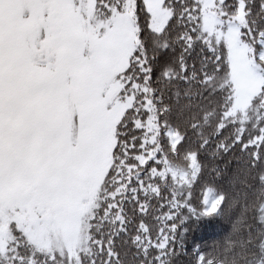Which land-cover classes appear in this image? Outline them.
Here are the masks:
<instances>
[{
    "label": "snow or ice",
    "instance_id": "obj_1",
    "mask_svg": "<svg viewBox=\"0 0 264 264\" xmlns=\"http://www.w3.org/2000/svg\"><path fill=\"white\" fill-rule=\"evenodd\" d=\"M249 15V0H0V264H117L119 238L139 244L160 65L178 46L188 73L214 42L247 59L246 32L264 61Z\"/></svg>",
    "mask_w": 264,
    "mask_h": 264
},
{
    "label": "trees",
    "instance_id": "obj_2",
    "mask_svg": "<svg viewBox=\"0 0 264 264\" xmlns=\"http://www.w3.org/2000/svg\"><path fill=\"white\" fill-rule=\"evenodd\" d=\"M262 2L249 0L248 20L260 29ZM242 39L253 48L250 33ZM214 47L213 54L196 44L186 56L188 73H180L178 46L160 65L149 145L154 171L141 196L147 227L139 244L134 230L117 240V264H264V80L242 110L230 112L231 67L224 44ZM259 52L253 55L264 74ZM164 237L166 247L157 248Z\"/></svg>",
    "mask_w": 264,
    "mask_h": 264
},
{
    "label": "rangeland",
    "instance_id": "obj_3",
    "mask_svg": "<svg viewBox=\"0 0 264 264\" xmlns=\"http://www.w3.org/2000/svg\"><path fill=\"white\" fill-rule=\"evenodd\" d=\"M248 48L250 51L248 52L247 59L244 58L242 52L233 55L227 51V58L231 67L230 75L234 84L233 105L230 108V112L232 113L236 112V110H242L247 102V98L252 97L257 93L260 84L264 80L263 70L254 59L253 51H251L252 47L248 45ZM249 64H253L258 71L256 73L250 71L248 69ZM170 172L173 175L178 176V178H183L185 176V173L178 169H171Z\"/></svg>",
    "mask_w": 264,
    "mask_h": 264
}]
</instances>
